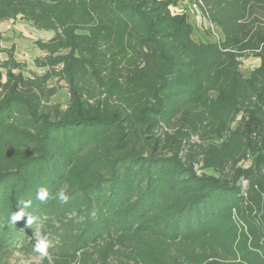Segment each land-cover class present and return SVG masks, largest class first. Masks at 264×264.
Instances as JSON below:
<instances>
[{
    "label": "trees",
    "instance_id": "obj_1",
    "mask_svg": "<svg viewBox=\"0 0 264 264\" xmlns=\"http://www.w3.org/2000/svg\"><path fill=\"white\" fill-rule=\"evenodd\" d=\"M19 18L54 36L27 75L0 32V246L40 233L43 264H264V0H0V24ZM55 80L64 109L46 105Z\"/></svg>",
    "mask_w": 264,
    "mask_h": 264
},
{
    "label": "rangeland",
    "instance_id": "obj_2",
    "mask_svg": "<svg viewBox=\"0 0 264 264\" xmlns=\"http://www.w3.org/2000/svg\"><path fill=\"white\" fill-rule=\"evenodd\" d=\"M191 3H180L178 6L172 7L173 14L187 15L193 27V36L197 41H206L207 32L204 28L207 20L204 17L202 9L197 10ZM0 32L2 33V48L9 50L15 47L16 60L25 66V73L30 75L34 72L39 75L45 73L44 69L38 68L35 60L43 57L44 54L36 47V41H48L54 33L40 32L35 30L30 24L22 21L20 18L17 21H9L0 24ZM1 59L6 60V55H2ZM259 59L255 56L242 59V69L245 74H249L253 69L259 66ZM50 87H57V94L50 99L49 106L59 105L63 109L66 108L69 101V92L64 82L56 83L51 81ZM34 237L27 239L25 245H18L14 249L8 250L6 247L0 246V264H43L45 261L46 251H48L54 243L47 245L45 253L41 254L35 250L37 242H34ZM36 241V240H35Z\"/></svg>",
    "mask_w": 264,
    "mask_h": 264
},
{
    "label": "clouds",
    "instance_id": "obj_3",
    "mask_svg": "<svg viewBox=\"0 0 264 264\" xmlns=\"http://www.w3.org/2000/svg\"><path fill=\"white\" fill-rule=\"evenodd\" d=\"M47 197V191L45 189H40L39 192L37 193V198L40 200H44ZM59 200L63 203L68 202V196L61 191L59 193ZM24 212L21 210L20 212L13 214L11 219L13 223H16L17 221H20L24 217ZM31 222V218L29 217L28 223ZM36 239L37 243L35 246V250L41 254L45 253V250L47 248V241L46 238L43 237L40 233H36Z\"/></svg>",
    "mask_w": 264,
    "mask_h": 264
},
{
    "label": "built area",
    "instance_id": "obj_4",
    "mask_svg": "<svg viewBox=\"0 0 264 264\" xmlns=\"http://www.w3.org/2000/svg\"><path fill=\"white\" fill-rule=\"evenodd\" d=\"M194 5H195L194 6L195 9L197 10V12L199 14L198 9H200L199 8L200 6L198 4H194ZM199 16H200V14H199ZM210 32H211V35H212L211 37L215 38V40H217L219 42L222 40L221 34L219 33L218 29L212 23H210Z\"/></svg>",
    "mask_w": 264,
    "mask_h": 264
},
{
    "label": "crops",
    "instance_id": "obj_5",
    "mask_svg": "<svg viewBox=\"0 0 264 264\" xmlns=\"http://www.w3.org/2000/svg\"><path fill=\"white\" fill-rule=\"evenodd\" d=\"M260 64V63H259Z\"/></svg>",
    "mask_w": 264,
    "mask_h": 264
}]
</instances>
